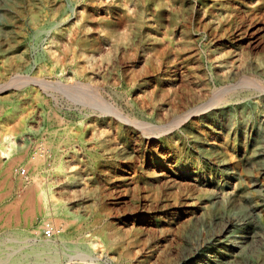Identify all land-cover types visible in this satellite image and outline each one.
Here are the masks:
<instances>
[{"label":"rangeland","instance_id":"rangeland-1","mask_svg":"<svg viewBox=\"0 0 264 264\" xmlns=\"http://www.w3.org/2000/svg\"><path fill=\"white\" fill-rule=\"evenodd\" d=\"M7 66L90 84L93 105L130 121L65 107L39 133L35 86L0 92V132L22 117L32 151L81 141L63 172L48 161L38 178L74 221L52 264H264V0H0V78ZM22 165L0 171V236L27 230ZM25 241L24 253L37 244Z\"/></svg>","mask_w":264,"mask_h":264},{"label":"bare ground","instance_id":"bare-ground-1","mask_svg":"<svg viewBox=\"0 0 264 264\" xmlns=\"http://www.w3.org/2000/svg\"><path fill=\"white\" fill-rule=\"evenodd\" d=\"M50 58L53 59L51 61V64L54 61L56 62L54 53H51ZM11 69L13 68L10 66H7L4 69L5 73L3 77L0 78V92L4 89L9 88H13L18 92H21L27 85L32 84L35 86L34 89L39 92L38 102L46 110L43 116L45 120V126L43 128L39 127V130H37V132L39 133L42 130L44 132L53 133L52 129L49 130L48 127V124L52 120V118H50V113L54 114L53 118H55L56 120H63L64 118H67V114H64L63 118V115H61L60 112H63L65 107L68 108L69 114H77V118L80 122L85 118L91 119L92 115L97 114L95 108L101 107V109L104 110V112L101 113V116L109 114L112 116V118L116 119L119 124L130 123V121L122 113H120L112 105H109L108 103L106 104L102 97H100L99 95V99L96 100L97 104L93 105L90 102L91 99L89 98L88 94L86 95L84 92H88L89 89H92V86L90 84L80 81H73L67 84H63L60 81L50 82L46 80L47 78L40 79L37 77L19 75L18 73H16V71H11ZM40 69L45 70V67ZM96 90H98L99 93H105V88L100 87V89L97 88ZM223 99H225L223 98V96L216 95L211 100V102L209 101L211 104H208V107L209 105L215 104L217 106V104H220V101H222ZM9 103L12 104L13 100H9ZM5 106L7 105H5L4 102H0V112L3 107L5 108ZM25 112L26 109L21 110V114H24ZM22 119V117H19L18 120L13 121L12 127L10 129H8L7 131L1 130L0 132V153L7 157L6 162H3L0 157V171L7 175H10L19 165L26 163V165L22 166H24V168H27L28 170V175L26 176L27 180H21V178L26 174V169H24V174L20 175L18 177V180L15 181L14 184L17 186L26 184L27 192H25L24 199L22 201L25 212L22 215H24L28 226L26 228V231L13 230L3 236H0V264H52L53 259L51 252L56 247L55 242L57 240L61 243L73 241L74 237L72 235L69 236V234H67V231L72 227L74 221L68 217L65 208L61 205L52 203V206H50L49 208L47 207V201L49 200L46 199L45 191L41 187L42 185L39 184L38 178L40 173L44 169L43 165L48 161H52V168L55 169L58 173L63 172V155L66 154L68 152L67 150L71 148L75 152V147H81V141H77L78 137L75 136L76 133L70 134V137H68L65 141L66 148L62 150L59 143L54 144L50 140L47 141L44 139H37L34 141L37 149L36 151H32L30 145L28 144V141H31V137L21 129L24 127ZM181 119L183 121L185 120V118L183 119L182 117ZM14 138H17L19 140V145L17 147L13 142ZM3 141H7V143L3 144ZM52 202H54V200ZM16 210H18V208ZM51 211L56 214L57 221L61 224V226L59 228H55L54 233L51 237H46L45 233L42 237L41 233L44 230V226L46 224L43 218L44 216H48ZM15 213H18V211ZM230 224H226L225 226H223L221 234L222 232H226L230 229ZM25 240H31L34 241V243L36 242L37 244L31 247L28 251L26 250L24 253L21 251L22 248L20 247V245Z\"/></svg>","mask_w":264,"mask_h":264},{"label":"built area","instance_id":"built-area-1","mask_svg":"<svg viewBox=\"0 0 264 264\" xmlns=\"http://www.w3.org/2000/svg\"><path fill=\"white\" fill-rule=\"evenodd\" d=\"M24 173V172H23ZM55 227L51 222H46L44 226V233L46 237H51L54 233Z\"/></svg>","mask_w":264,"mask_h":264}]
</instances>
